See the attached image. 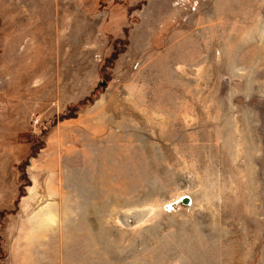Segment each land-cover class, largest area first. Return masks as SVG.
Segmentation results:
<instances>
[{
	"label": "rangeland",
	"instance_id": "obj_1",
	"mask_svg": "<svg viewBox=\"0 0 264 264\" xmlns=\"http://www.w3.org/2000/svg\"><path fill=\"white\" fill-rule=\"evenodd\" d=\"M0 213V264H264V0H0Z\"/></svg>",
	"mask_w": 264,
	"mask_h": 264
},
{
	"label": "trees",
	"instance_id": "obj_2",
	"mask_svg": "<svg viewBox=\"0 0 264 264\" xmlns=\"http://www.w3.org/2000/svg\"><path fill=\"white\" fill-rule=\"evenodd\" d=\"M3 215H4V213H0V220H1V218L3 217Z\"/></svg>",
	"mask_w": 264,
	"mask_h": 264
},
{
	"label": "water",
	"instance_id": "obj_3",
	"mask_svg": "<svg viewBox=\"0 0 264 264\" xmlns=\"http://www.w3.org/2000/svg\"><path fill=\"white\" fill-rule=\"evenodd\" d=\"M187 200H189V199H185V200L183 201V203H187Z\"/></svg>",
	"mask_w": 264,
	"mask_h": 264
},
{
	"label": "bare ground",
	"instance_id": "obj_4",
	"mask_svg": "<svg viewBox=\"0 0 264 264\" xmlns=\"http://www.w3.org/2000/svg\"><path fill=\"white\" fill-rule=\"evenodd\" d=\"M185 200V199H184ZM187 203H188V201H187ZM191 206V205H190Z\"/></svg>",
	"mask_w": 264,
	"mask_h": 264
}]
</instances>
